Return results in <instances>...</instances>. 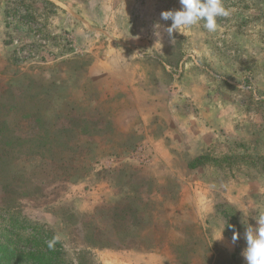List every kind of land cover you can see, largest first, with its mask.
<instances>
[{
  "label": "rangeland",
  "instance_id": "rangeland-1",
  "mask_svg": "<svg viewBox=\"0 0 264 264\" xmlns=\"http://www.w3.org/2000/svg\"><path fill=\"white\" fill-rule=\"evenodd\" d=\"M224 3L173 42L179 0H0V264H246L264 0Z\"/></svg>",
  "mask_w": 264,
  "mask_h": 264
},
{
  "label": "clouds",
  "instance_id": "clouds-1",
  "mask_svg": "<svg viewBox=\"0 0 264 264\" xmlns=\"http://www.w3.org/2000/svg\"><path fill=\"white\" fill-rule=\"evenodd\" d=\"M179 3L181 5L179 9L162 11L160 16L163 21L171 20V24L164 27L163 31L172 38L173 42L175 41L173 33L187 35V29L201 22L209 33H215L218 29V18L231 15V10L225 6L224 0H179ZM161 28L162 25L159 23L154 25L155 35L160 39H162ZM255 219L257 223L255 225L247 223L244 232L246 247L242 255L246 264H264V214H260ZM223 232L224 228L214 241L222 240ZM239 237L240 233L234 229L232 242L235 243ZM59 241L60 236L57 234L46 243L49 249H54Z\"/></svg>",
  "mask_w": 264,
  "mask_h": 264
}]
</instances>
